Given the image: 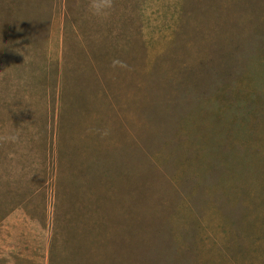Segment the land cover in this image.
I'll list each match as a JSON object with an SVG mask.
<instances>
[{
	"label": "rangeland",
	"instance_id": "obj_1",
	"mask_svg": "<svg viewBox=\"0 0 264 264\" xmlns=\"http://www.w3.org/2000/svg\"><path fill=\"white\" fill-rule=\"evenodd\" d=\"M0 264H264V0H0Z\"/></svg>",
	"mask_w": 264,
	"mask_h": 264
},
{
	"label": "clouds",
	"instance_id": "obj_2",
	"mask_svg": "<svg viewBox=\"0 0 264 264\" xmlns=\"http://www.w3.org/2000/svg\"><path fill=\"white\" fill-rule=\"evenodd\" d=\"M95 10L94 6H93V11ZM7 140L11 141V142H15L17 137L16 135L13 133V134H10L9 136L6 137Z\"/></svg>",
	"mask_w": 264,
	"mask_h": 264
}]
</instances>
